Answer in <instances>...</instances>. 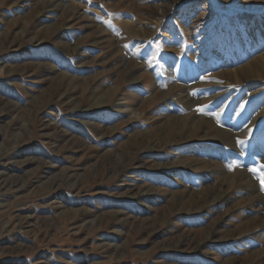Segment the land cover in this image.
Instances as JSON below:
<instances>
[{"label":"rangeland","instance_id":"rangeland-1","mask_svg":"<svg viewBox=\"0 0 264 264\" xmlns=\"http://www.w3.org/2000/svg\"><path fill=\"white\" fill-rule=\"evenodd\" d=\"M4 41L0 264H264V0H0Z\"/></svg>","mask_w":264,"mask_h":264},{"label":"bare ground","instance_id":"bare-ground-1","mask_svg":"<svg viewBox=\"0 0 264 264\" xmlns=\"http://www.w3.org/2000/svg\"><path fill=\"white\" fill-rule=\"evenodd\" d=\"M46 2V1H45ZM56 2V1H55ZM58 2V1H57ZM53 6V5H52ZM59 8V7H58ZM47 9V8H46ZM45 9V10H46ZM52 9V8H51ZM72 12H74V10H72ZM73 15H74V13H73ZM71 17V16H70ZM69 26V25H68ZM73 27V26H72ZM64 28V27H63ZM57 31L59 30V28H57L56 29ZM55 30V31H56ZM122 34V33H121ZM8 45V46H10V45H12L13 44V41H11V42H8V41H4V42H2V46L0 47V50L3 48V45ZM114 53V55L115 54H118V52H116V51H114L113 52ZM131 64V63H130ZM130 71V70H129ZM128 71H121V74H126ZM133 73V72H132ZM135 73V72H134ZM129 74V73H128ZM124 78V77H123ZM179 94H182V93H179ZM162 95V94H161ZM186 97V96H185ZM63 102V101H62ZM63 104V103H62ZM138 117V116H137ZM133 119H135L134 117H133ZM43 121V120H42ZM186 120H184V121H176V123L174 122V125L175 126H177V127H179V128H181V127H185V125H186V122H185ZM208 121H202V120H200L199 122H197L196 123V125H197V127H196V131L195 132H197L198 130H200L201 128H203V129H207L208 130V132H209V125H208ZM43 126V125H42ZM45 128L46 129H48L49 127H47V126H45V127H43V129L45 130ZM199 132V131H198ZM180 137H182V138H180V139H183V136H180ZM184 139H187V138H184ZM183 139V140H184ZM176 139H172V142H177V141H175ZM167 144V143H166ZM1 156L2 155H0V162L2 161V158H1ZM15 162L14 161H12V162H2L0 165L2 166V167H0V168H2V170H1V172H0V178H1V182H2V188L3 189H7V190H9V191H14V192H21L23 189V185H21L20 183H18L17 181L18 180H14V179H12L10 176H8V171L10 170V169H12L13 168V165H11V164H14ZM16 164V163H15ZM63 180V179H62ZM239 180H241V176L239 177ZM61 182L62 181H60V183H54L56 186H59L60 184H61ZM21 183H23V181L21 182ZM20 184V186L19 187H17V185H19ZM54 185V186H55ZM73 185V184H72ZM78 185V184H77ZM70 186V185H69ZM72 187V186H71ZM74 187V186H73ZM33 190H34V188H33ZM35 192V191H34ZM216 192V191H215ZM33 193V192H32ZM55 209V208H54ZM27 216V215H26ZM19 218V217H18ZM21 220V219H20ZM22 221V222H21ZM21 221H19V223H21V225H23L24 224V226H23V228L24 229H26V232L27 231H30V230H32V227H33V225L31 224V222L29 221V219H27V218H24V219H22ZM90 229V228H89ZM22 231V230H21ZM117 256V255H116Z\"/></svg>","mask_w":264,"mask_h":264},{"label":"snow or ice","instance_id":"snow-or-ice-1","mask_svg":"<svg viewBox=\"0 0 264 264\" xmlns=\"http://www.w3.org/2000/svg\"><path fill=\"white\" fill-rule=\"evenodd\" d=\"M262 185H264V180L261 181Z\"/></svg>","mask_w":264,"mask_h":264}]
</instances>
